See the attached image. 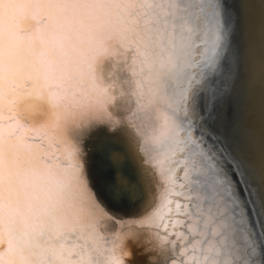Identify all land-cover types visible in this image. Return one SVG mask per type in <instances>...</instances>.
<instances>
[{
    "label": "snow or ice",
    "instance_id": "obj_1",
    "mask_svg": "<svg viewBox=\"0 0 264 264\" xmlns=\"http://www.w3.org/2000/svg\"><path fill=\"white\" fill-rule=\"evenodd\" d=\"M257 20L264 0H0V264H264V160L227 115Z\"/></svg>",
    "mask_w": 264,
    "mask_h": 264
},
{
    "label": "bare ground",
    "instance_id": "obj_2",
    "mask_svg": "<svg viewBox=\"0 0 264 264\" xmlns=\"http://www.w3.org/2000/svg\"><path fill=\"white\" fill-rule=\"evenodd\" d=\"M255 44V60L243 59L241 63L242 78L240 75L235 89V97L239 91V85L242 89L245 79L248 104L243 114L244 129V151H251L257 162L264 160V22L257 20L254 33L251 37ZM244 47H247L249 33L243 32L242 37ZM241 74V73H240ZM254 91V98L250 99V92ZM236 101V100H234ZM231 102L228 107L234 106ZM246 120V122H245ZM238 122V120H236Z\"/></svg>",
    "mask_w": 264,
    "mask_h": 264
},
{
    "label": "water",
    "instance_id": "obj_3",
    "mask_svg": "<svg viewBox=\"0 0 264 264\" xmlns=\"http://www.w3.org/2000/svg\"><path fill=\"white\" fill-rule=\"evenodd\" d=\"M30 26H31V22L26 21L24 27L29 28ZM242 37H243V32H242ZM96 70L100 78L104 81V83L110 85L113 91L115 92V94L117 95V101L115 102V107L117 109L119 108L123 109L124 105L120 99V93L122 90H126V85L124 81L128 77L127 68L124 65L123 61L112 58L102 59V61L97 64ZM240 73L242 78L243 72ZM245 79L246 77H244L243 79L244 83L242 89L240 87L241 84L239 85V91L237 92L235 99L236 101H234L235 105L234 106L231 105V107H227V115L230 118H234L235 120H238L237 122L238 140L243 150L245 149V142H244L245 128L243 127L242 123H243V114L245 115V110L248 104ZM32 103L33 101L29 99L22 102L19 107L23 109L25 104H32ZM36 103L38 104V111L29 119V122L39 124L45 118L44 114L48 111V106L45 101H37Z\"/></svg>",
    "mask_w": 264,
    "mask_h": 264
},
{
    "label": "clouds",
    "instance_id": "obj_4",
    "mask_svg": "<svg viewBox=\"0 0 264 264\" xmlns=\"http://www.w3.org/2000/svg\"><path fill=\"white\" fill-rule=\"evenodd\" d=\"M36 102H37V100H33V103L32 104L36 105V107L38 109V104Z\"/></svg>",
    "mask_w": 264,
    "mask_h": 264
}]
</instances>
